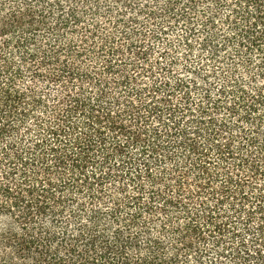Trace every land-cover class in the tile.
Wrapping results in <instances>:
<instances>
[{"label": "trees", "instance_id": "1", "mask_svg": "<svg viewBox=\"0 0 264 264\" xmlns=\"http://www.w3.org/2000/svg\"><path fill=\"white\" fill-rule=\"evenodd\" d=\"M0 264H264V0H0Z\"/></svg>", "mask_w": 264, "mask_h": 264}]
</instances>
